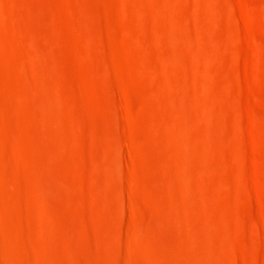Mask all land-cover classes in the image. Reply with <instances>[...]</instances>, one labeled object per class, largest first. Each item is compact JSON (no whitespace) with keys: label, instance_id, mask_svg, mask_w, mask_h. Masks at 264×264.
Instances as JSON below:
<instances>
[{"label":"rangeland","instance_id":"rangeland-1","mask_svg":"<svg viewBox=\"0 0 264 264\" xmlns=\"http://www.w3.org/2000/svg\"><path fill=\"white\" fill-rule=\"evenodd\" d=\"M0 264H264V0H0Z\"/></svg>","mask_w":264,"mask_h":264}]
</instances>
